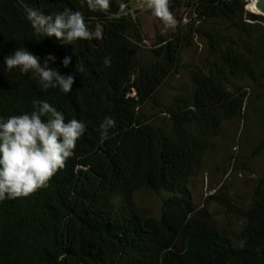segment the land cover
I'll return each mask as SVG.
<instances>
[{
	"label": "trees",
	"instance_id": "trees-1",
	"mask_svg": "<svg viewBox=\"0 0 264 264\" xmlns=\"http://www.w3.org/2000/svg\"><path fill=\"white\" fill-rule=\"evenodd\" d=\"M141 2L92 12L80 0H0V118L47 101L86 128L47 188L0 202V264H264V168L241 207L222 191L208 198L238 219L235 231L198 210L188 190L222 127L247 122L249 104L264 99V17L245 0H170L173 14L189 12L148 48L134 16ZM25 5L80 11L99 35L61 46L32 29ZM19 47L41 64L54 56L48 66L74 76L71 91H42L31 73L9 72L4 58ZM192 50L197 62L184 63ZM106 116L115 127L101 142ZM140 192L157 196V215L138 205Z\"/></svg>",
	"mask_w": 264,
	"mask_h": 264
},
{
	"label": "clouds",
	"instance_id": "clouds-1",
	"mask_svg": "<svg viewBox=\"0 0 264 264\" xmlns=\"http://www.w3.org/2000/svg\"><path fill=\"white\" fill-rule=\"evenodd\" d=\"M80 3L86 4L92 12H108L111 7L110 0H80ZM141 6L151 11V15L161 23L163 31L177 26L170 0H142ZM127 11V5L121 3L120 13ZM25 12L37 34L54 37L61 46L91 40L99 35L89 30L80 11L65 9L54 15H46L39 9L25 5ZM55 59L49 55L41 64L39 57L19 47L4 58L3 64L9 72L17 69L21 74L31 73L42 91L59 88L61 92L69 93L74 76L61 75L58 70L50 68L48 61L55 62ZM70 62L71 57L66 56L61 63L67 68ZM104 63H110V59L106 58ZM33 109L30 113L0 118V202L28 198L38 190L47 188L55 174L66 167L67 160L73 156L76 144L86 130L85 124L79 120L65 122L63 113L47 101H34ZM113 127L115 120L106 116L100 124L101 142L108 139V131Z\"/></svg>",
	"mask_w": 264,
	"mask_h": 264
},
{
	"label": "rangeland",
	"instance_id": "rangeland-1",
	"mask_svg": "<svg viewBox=\"0 0 264 264\" xmlns=\"http://www.w3.org/2000/svg\"><path fill=\"white\" fill-rule=\"evenodd\" d=\"M181 2L185 3V0ZM246 2L245 9L256 13L248 9L250 1L246 0ZM135 9L138 11L134 16L140 20L144 34L143 45L148 48L156 32L159 31L162 35L175 32L181 19L189 12L181 6L174 13L178 22L177 26L163 31L161 23L151 15V12L142 9L141 5ZM199 55V50L187 52L184 56V63L195 64ZM185 81L186 77L182 72L176 83L184 85ZM263 168L264 99L260 103L251 102L249 104L247 122L238 120L222 127L221 135L215 141L214 147L205 154L200 168L195 170L190 179L188 190L192 202L198 210H204L219 227H229L235 231L239 227L238 219L221 203L208 198L212 195H221L220 191H222L226 193L232 205L241 207L252 195L254 180ZM136 200L138 205L146 209L150 215L158 214L159 200L156 195L140 192Z\"/></svg>",
	"mask_w": 264,
	"mask_h": 264
},
{
	"label": "water",
	"instance_id": "water-1",
	"mask_svg": "<svg viewBox=\"0 0 264 264\" xmlns=\"http://www.w3.org/2000/svg\"><path fill=\"white\" fill-rule=\"evenodd\" d=\"M254 6L256 9L255 14H259L264 17V0H256Z\"/></svg>",
	"mask_w": 264,
	"mask_h": 264
},
{
	"label": "bare ground",
	"instance_id": "bare-ground-1",
	"mask_svg": "<svg viewBox=\"0 0 264 264\" xmlns=\"http://www.w3.org/2000/svg\"><path fill=\"white\" fill-rule=\"evenodd\" d=\"M249 1H250V3L248 5V9L253 11V12H256V9H255V6H254L256 0H249Z\"/></svg>",
	"mask_w": 264,
	"mask_h": 264
}]
</instances>
